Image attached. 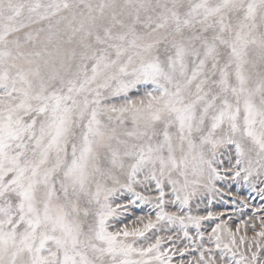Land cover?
<instances>
[{"label": "snow or ice", "instance_id": "snow-or-ice-1", "mask_svg": "<svg viewBox=\"0 0 264 264\" xmlns=\"http://www.w3.org/2000/svg\"><path fill=\"white\" fill-rule=\"evenodd\" d=\"M0 264H264V0H0Z\"/></svg>", "mask_w": 264, "mask_h": 264}]
</instances>
